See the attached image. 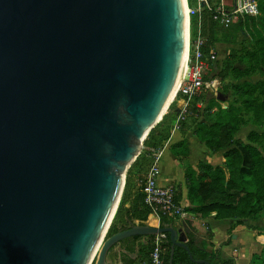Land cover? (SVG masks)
Masks as SVG:
<instances>
[{
    "label": "water",
    "instance_id": "1",
    "mask_svg": "<svg viewBox=\"0 0 264 264\" xmlns=\"http://www.w3.org/2000/svg\"><path fill=\"white\" fill-rule=\"evenodd\" d=\"M186 11V0H0V264H111L119 242L160 235L168 264L175 248L208 264L172 226L107 237L126 172L170 106Z\"/></svg>",
    "mask_w": 264,
    "mask_h": 264
},
{
    "label": "trees",
    "instance_id": "2",
    "mask_svg": "<svg viewBox=\"0 0 264 264\" xmlns=\"http://www.w3.org/2000/svg\"><path fill=\"white\" fill-rule=\"evenodd\" d=\"M256 2L260 13L257 25L263 33V37L259 40L260 61L258 68L260 75L264 78V0H256ZM200 20L203 34L208 36L210 46L230 42L229 36L225 34L229 29L217 28L211 22L208 13L202 11ZM196 21L195 17H191V40L196 35ZM254 21L256 20L245 19L234 27L238 26L242 30L244 26L248 23L253 24ZM212 76L222 86L226 77V69H220L215 63L212 66ZM255 91L264 94V81L256 84L243 83L236 87V94L245 97L243 103H245L246 109L254 117L264 120V102L258 103L251 98V93ZM177 96L179 97L180 94ZM200 99L206 104V108L204 110L195 108V99L186 121L181 126L189 120L192 125V135L213 155L223 152L221 155L223 163L217 167L199 163L194 170L187 163L185 143L180 142L170 147L172 155L184 164L183 178L187 189L188 206L183 209V212L200 220L215 214L216 220H235L238 225L246 220H258L259 214L264 213V155L262 156L255 146L244 144L235 139L241 127V120L233 106L227 105L222 108V103L217 101L213 95H205L199 97ZM172 113H174L173 116ZM200 117L203 121L199 120ZM206 117L210 118V123L205 122ZM175 118L176 107L171 104L161 121L146 136L140 154L126 172L123 192L107 237L128 229L129 224L135 220L146 221L150 215L149 209L143 203L140 192L141 185L151 165V151L160 149L167 141ZM261 151L264 153L263 146H261ZM132 192L135 194L133 203L130 209H126L125 205L129 202ZM179 200L176 198V201L179 202ZM184 222L188 227L191 226L190 221L185 220ZM159 224L160 227H167L173 225V221L163 218L159 220ZM250 229L257 230L256 228ZM141 239L142 237H134L119 242L114 248L119 247L126 254L116 256V264H137V258L144 253V250H147L148 255L151 250V247H148L151 238H145L144 246L139 244ZM163 239V264H168L170 259L169 236L163 235ZM260 241L264 242V240ZM186 246L194 261H205L208 264H234L232 260L222 259L218 251L208 249L205 241L197 242L191 235L187 237ZM132 255H136V259H132ZM171 264L194 263L189 260L182 249L175 248ZM250 264H264V246L258 254L251 257Z\"/></svg>",
    "mask_w": 264,
    "mask_h": 264
},
{
    "label": "built area",
    "instance_id": "3",
    "mask_svg": "<svg viewBox=\"0 0 264 264\" xmlns=\"http://www.w3.org/2000/svg\"><path fill=\"white\" fill-rule=\"evenodd\" d=\"M189 21L186 70L177 90L174 101L176 118L172 130H179L189 115L193 101L205 95H218L220 83L212 76V66L217 63L218 55L214 45L208 44V36L203 34L200 14L205 11L211 22L221 30H228L245 19L257 20L260 16L256 0H186ZM196 18V35L190 37V19ZM180 94L178 97L177 95ZM170 104V105H171ZM226 106V105H225ZM221 107L223 108L222 104ZM162 147L151 151V165L148 168L141 185L144 205L150 215L158 221L185 219L187 214L176 201L173 186L162 187L158 184L160 175L159 162ZM163 236L151 238V250L148 254L149 264H163L164 248Z\"/></svg>",
    "mask_w": 264,
    "mask_h": 264
},
{
    "label": "crops",
    "instance_id": "4",
    "mask_svg": "<svg viewBox=\"0 0 264 264\" xmlns=\"http://www.w3.org/2000/svg\"><path fill=\"white\" fill-rule=\"evenodd\" d=\"M200 121L203 119L200 117ZM180 142L185 143L187 148V163L196 170V167L201 163L200 158H206L208 163H202L212 167L221 166L223 161L221 157H216L217 154H210L203 149L204 146L192 135V125L189 120L180 127L179 130H171L169 138L162 146L161 158L159 162L160 175L158 184L162 187L173 186L175 188L176 198L180 199L179 203L183 207L188 206L186 200L187 189L183 178L184 164L180 163L170 152V147ZM209 154V155H208ZM215 156V157H213ZM199 162V163H198ZM214 163V164H211ZM135 184V183H134ZM135 194L131 193L129 202L125 205L126 209H130L133 203ZM215 214H211L205 219H195L187 214L185 219L174 220L171 225L176 230H181L186 236H192L197 242L205 241L207 248L213 251H218L222 259L232 260L234 264H250V259L253 255L261 251L262 246L255 241L256 230L250 228L264 229V218L258 220H246L241 225L235 220H216ZM185 220L190 221L191 226L185 224ZM152 222V224H151ZM134 224L151 225L153 227L160 226L159 221L154 217H148L146 221H133ZM183 224L185 225L183 229ZM259 233V232H258ZM264 238H258V241L264 244ZM145 238L139 241V244H145ZM126 254L119 247H116L109 254V258L116 264V256ZM136 255L131 258L135 259ZM110 262V261H109Z\"/></svg>",
    "mask_w": 264,
    "mask_h": 264
},
{
    "label": "rangeland",
    "instance_id": "5",
    "mask_svg": "<svg viewBox=\"0 0 264 264\" xmlns=\"http://www.w3.org/2000/svg\"><path fill=\"white\" fill-rule=\"evenodd\" d=\"M225 34L229 36L230 42L214 45L218 55L217 65L220 69H226L224 83L220 86L218 91L219 94L215 97L217 101L222 103L223 108L227 105L233 106L241 120V127L235 139L244 144L255 146L263 156L264 153L261 151V146L264 147V120H262V118L254 117L251 112L246 109L245 103H243L245 97H240L236 94V87L243 83L256 84L264 81L258 68L260 61L258 54L259 40L263 37V33L257 25L256 20L253 24L248 23L242 28V30L238 26L230 28ZM251 98L258 103L264 102V94L260 91L252 92ZM198 100L199 98H196L194 104L195 108L204 110L206 104L203 103L201 99ZM173 115L174 113H172V116ZM205 122L210 123V118L206 117ZM250 135L256 136L251 137ZM201 147H203V149H205L211 156L209 150L204 146ZM222 153L223 152H219L216 157H221ZM202 157L198 161H201V163H208L207 159ZM259 217V219L264 218V213H260ZM137 225L141 224L137 223ZM256 231L255 241L259 245L264 246V244L258 241V238H264V229L257 228ZM142 246H144V244H142ZM148 247H151V242ZM137 259V264H147V250H144V253Z\"/></svg>",
    "mask_w": 264,
    "mask_h": 264
},
{
    "label": "bare ground",
    "instance_id": "6",
    "mask_svg": "<svg viewBox=\"0 0 264 264\" xmlns=\"http://www.w3.org/2000/svg\"><path fill=\"white\" fill-rule=\"evenodd\" d=\"M187 19H188V13L186 11V24H187ZM187 46H188V35L186 34V47H185L184 58H183L182 65H181V68H180V71H179V74H178V77H177V80H176V84H175L174 89H173V91H172V93L170 95V98H169L170 104L174 101V98L176 96L177 90L179 88V85H180V83L182 81V78H183L185 70H186V61H187V54H188ZM98 249H96V253H97Z\"/></svg>",
    "mask_w": 264,
    "mask_h": 264
},
{
    "label": "flooded vegetation",
    "instance_id": "7",
    "mask_svg": "<svg viewBox=\"0 0 264 264\" xmlns=\"http://www.w3.org/2000/svg\"><path fill=\"white\" fill-rule=\"evenodd\" d=\"M109 257H110V256H109ZM109 257H108V259H109L110 263H111V264H114V263H113V260L110 259Z\"/></svg>",
    "mask_w": 264,
    "mask_h": 264
}]
</instances>
